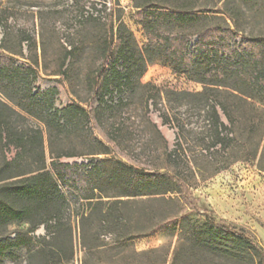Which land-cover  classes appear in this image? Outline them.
<instances>
[{
  "label": "rangeland",
  "instance_id": "1",
  "mask_svg": "<svg viewBox=\"0 0 264 264\" xmlns=\"http://www.w3.org/2000/svg\"><path fill=\"white\" fill-rule=\"evenodd\" d=\"M145 3L159 7L153 13L180 8L196 17L184 26L170 25L171 30L219 24L232 31L237 45L258 43L245 68L228 72L210 91L231 117L217 106L227 147L210 145L209 105L196 94L203 84L166 64L147 65L132 86L100 100L102 77L117 50L118 25L123 24L125 38L132 33V49L147 41L138 14L143 8L137 7ZM102 38L112 39L107 54ZM0 54L36 70L33 92L57 88L56 108L75 102L86 112L71 125L47 124L17 108L16 95L0 79V99L20 113L13 124L39 131L47 169L53 159L110 158L144 172L178 174L186 182L183 198L199 209L183 203L166 180L140 196H126L120 179L108 181L93 198L80 199L52 174L68 201L60 223L49 236L36 228L33 243L14 249V258L0 264H189L186 257L196 252L190 228L201 229L206 215L245 230L264 249V92L253 78L257 69L264 71V0H0ZM153 86L161 89L155 105L148 99ZM162 114L169 123L162 122ZM15 153L0 145V196L19 207L24 200L4 186L14 180L6 178L35 168L39 154L5 165L3 159L12 161ZM38 219L32 214L16 222L0 215V236L26 230Z\"/></svg>",
  "mask_w": 264,
  "mask_h": 264
},
{
  "label": "trees",
  "instance_id": "2",
  "mask_svg": "<svg viewBox=\"0 0 264 264\" xmlns=\"http://www.w3.org/2000/svg\"><path fill=\"white\" fill-rule=\"evenodd\" d=\"M137 7L143 8L138 10V14L146 31L147 41L140 49H132L129 44L133 40L132 33L126 32L125 38L121 34L123 24L118 25L115 33L118 39L117 50L102 77L99 86L100 100L105 95L121 93L126 87L132 86L143 75L147 65L154 62L166 64L174 72L203 84V90L196 94L203 96L209 105L210 145L227 147L221 135L226 126L221 121L217 106L229 121L231 117L224 104L214 100L210 91L221 85L228 72L244 69L248 61L246 59L258 51V43L248 40L237 45L232 31L223 29L219 24L207 25L193 32L171 30L170 25L184 26L193 22L196 17L180 8L153 13V9L159 8L156 4L145 3ZM192 38L195 40L191 44ZM23 39L28 42L27 36ZM111 40L101 39L107 47L105 54L110 49ZM71 53V50H67L66 56L70 57ZM36 75L32 66L18 65L11 56L0 54V79L16 95V100L13 101L21 111L52 125H59L62 121L67 126L86 117L85 110L75 102L56 108L54 97L57 88L33 92L32 85ZM253 78L264 92V71L257 69ZM154 90L148 99L155 105L161 89L154 87ZM262 100L264 101V97ZM18 115L20 113L13 106L0 99V145L5 149L11 146L16 150L14 159L9 161L4 158L3 163L7 166L15 164L24 157L38 153L39 164L27 172L15 173L6 178H14L4 186H9L8 189L24 202L15 207L0 196V215L16 222L25 221L32 214H39V219L26 230L19 229L13 235L0 236V261L13 259L14 249L31 245L35 239L32 233L36 228L41 226L48 236L54 233L68 203L57 180L63 187L77 192L80 199L93 198V191L101 189L108 181L120 179L126 196H140L151 194L166 180L173 185L170 190L181 195L183 203L199 212L195 204L188 202L185 196L183 198L187 191L186 182L178 174L169 176L159 172H144L110 158L92 163H68L53 159L47 169L39 131L18 129L13 124V117ZM161 117L163 123H169L170 117L167 114H162ZM190 239L196 252L186 257L189 264H264V249L245 230L216 221L212 216L206 215L201 229L190 228Z\"/></svg>",
  "mask_w": 264,
  "mask_h": 264
}]
</instances>
